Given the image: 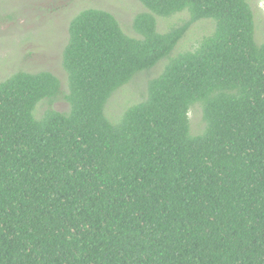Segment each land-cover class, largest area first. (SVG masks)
<instances>
[{"label": "trees", "instance_id": "trees-1", "mask_svg": "<svg viewBox=\"0 0 264 264\" xmlns=\"http://www.w3.org/2000/svg\"><path fill=\"white\" fill-rule=\"evenodd\" d=\"M128 35L85 8L52 72L0 81V264H264V42L247 0H139ZM187 11L159 32L157 16ZM213 31L172 55L188 28ZM165 61L117 122L111 95ZM205 122L192 134L189 111Z\"/></svg>", "mask_w": 264, "mask_h": 264}, {"label": "rangeland", "instance_id": "rangeland-1", "mask_svg": "<svg viewBox=\"0 0 264 264\" xmlns=\"http://www.w3.org/2000/svg\"><path fill=\"white\" fill-rule=\"evenodd\" d=\"M254 13L257 43L264 42V0H247ZM100 8L111 12L128 35L138 37L132 26L136 14L147 9L139 0H0V81L18 71L37 72L47 70L60 80L61 93L53 102L40 101L34 115L40 118L45 110L66 112L69 104L64 98L67 92V74L62 67V52L68 39L71 19L85 8ZM187 11L171 16H157L159 32L169 31L174 24L188 20ZM211 18L197 20L188 28L176 45L172 55L194 49L198 42L214 29ZM161 60L153 68L140 71L127 84L116 90L107 100L105 114L117 122L132 104L142 101L147 95L149 79L163 69ZM192 134L200 133L205 125L198 103L189 111Z\"/></svg>", "mask_w": 264, "mask_h": 264}]
</instances>
